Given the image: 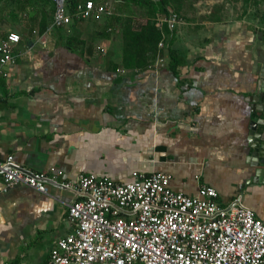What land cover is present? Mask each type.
<instances>
[{"label":"crops","instance_id":"crops-1","mask_svg":"<svg viewBox=\"0 0 264 264\" xmlns=\"http://www.w3.org/2000/svg\"><path fill=\"white\" fill-rule=\"evenodd\" d=\"M100 1L134 27L146 22L142 7ZM217 1L182 10L164 38L162 66L141 70L121 67L120 27L108 16L56 28L52 14H38L39 2L2 8L1 33L20 40L9 76L0 78V162L12 156L24 170L69 182L93 174L122 184L133 172H160L174 192L212 187L221 205L238 200L264 223V187L248 181L246 143L264 38L241 14L229 18L223 6L212 13ZM167 50L181 57L174 72ZM72 200L55 186L40 194L16 184L0 194V264H45L70 231Z\"/></svg>","mask_w":264,"mask_h":264},{"label":"built area","instance_id":"built-area-1","mask_svg":"<svg viewBox=\"0 0 264 264\" xmlns=\"http://www.w3.org/2000/svg\"><path fill=\"white\" fill-rule=\"evenodd\" d=\"M52 2L51 25L56 28L72 19L99 21L111 15L106 1L86 0L72 14L64 0ZM179 24L171 11L152 20L155 28L168 32ZM164 38L162 34L157 49L164 48ZM19 40L14 32L0 31L1 79L9 76ZM162 63L156 57L147 68ZM0 174V194L16 184L40 194L49 186L72 193L73 200L66 204L70 231L55 242L45 264H264V223L238 200L221 205L212 187L202 185L195 195H184L172 191L170 176L160 172H133L122 184L93 174L69 182L24 170L12 156L0 162Z\"/></svg>","mask_w":264,"mask_h":264},{"label":"trees","instance_id":"trees-1","mask_svg":"<svg viewBox=\"0 0 264 264\" xmlns=\"http://www.w3.org/2000/svg\"><path fill=\"white\" fill-rule=\"evenodd\" d=\"M12 4H8V2ZM86 0H64V6L68 14H72L77 4L83 3ZM93 2H100V0H92ZM125 3L136 5L145 9L144 15L146 22L142 25L134 27L132 19L129 17L108 16L110 20L116 22L120 27L121 35V67L130 69H145L150 62L154 61L156 57L161 56V50L157 49V43L161 40L162 34L167 36L169 32L165 27L158 30L152 25V20L164 16L169 11L175 14H180L184 8L186 0H121ZM204 0H189L188 6L192 3ZM229 1V0H222ZM232 2H240L242 6H251L256 9L257 6L264 2V0H230ZM17 0H0L1 8L18 9L19 11L28 10L29 6L37 4L38 14L46 16V14H53L54 3L52 0H21L19 5L15 4ZM10 6V7H9ZM222 9V5H215L212 8V13L218 14ZM28 12V11H27ZM242 15V14H241ZM256 18V15H255ZM216 21H219L217 16ZM259 23L264 25V12L258 17ZM255 30V28H251ZM264 38V26L256 30ZM255 31V32H256ZM168 64L172 72L181 64V57L176 51L167 50Z\"/></svg>","mask_w":264,"mask_h":264},{"label":"water","instance_id":"water-1","mask_svg":"<svg viewBox=\"0 0 264 264\" xmlns=\"http://www.w3.org/2000/svg\"><path fill=\"white\" fill-rule=\"evenodd\" d=\"M249 108L254 119L247 125V164L252 168L248 181L264 187V64L258 68Z\"/></svg>","mask_w":264,"mask_h":264},{"label":"rangeland","instance_id":"rangeland-1","mask_svg":"<svg viewBox=\"0 0 264 264\" xmlns=\"http://www.w3.org/2000/svg\"><path fill=\"white\" fill-rule=\"evenodd\" d=\"M217 2H219V0ZM220 2H222L221 4L224 7V10H223L224 14L228 15L229 18H231L232 16L238 17L240 16V14H242L245 17V19L248 21V24L252 26L251 28H256V26H258L257 28H261L264 26L263 23L262 24L259 23V19H258V17L262 14V12H264V2H261L257 6V11L255 8L251 6H245V7L242 6L240 2H232L230 0L229 1L220 0ZM188 3H189V0H186L184 2L183 10H185V13L190 12V10H188V7H187ZM216 5H219V3H216ZM207 6L208 8H211V5H207ZM203 7L206 8L205 5H203ZM1 9L2 8L0 7V10ZM139 11L142 12L141 10L137 9L138 15H140ZM182 13L178 14L179 19H181ZM255 15H256V18H255Z\"/></svg>","mask_w":264,"mask_h":264}]
</instances>
